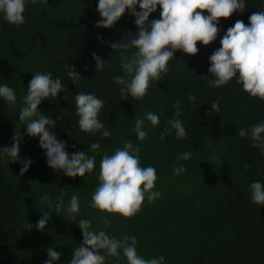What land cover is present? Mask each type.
Here are the masks:
<instances>
[{"label":"trees","instance_id":"trees-1","mask_svg":"<svg viewBox=\"0 0 264 264\" xmlns=\"http://www.w3.org/2000/svg\"><path fill=\"white\" fill-rule=\"evenodd\" d=\"M96 3L47 0L46 5H26L25 22L19 27L0 19V84L11 87L17 98L15 106L0 100V147H10L19 131L18 157L32 161L22 175V163L0 162V264H43L49 247L60 253L54 264H68L73 248L82 241L77 222L69 221L63 210L55 213L52 209L53 213L40 203L44 193L54 200L61 191L65 203L78 192L77 219H89L94 229H103L117 239L135 236L137 254L145 259L162 255L164 264H264V205L252 204L248 190L253 181L264 183V157L247 137L236 135L240 128L264 120V103L243 93L234 81L220 88L206 83L211 78L208 57L220 47L226 29L236 20L247 25L251 14L264 10V0H245L243 13L218 18L216 39L208 45L197 41L195 54L176 50L167 74L151 84L142 101L121 100L113 81L115 75L122 74L119 54L108 47L135 35L134 17L126 10L111 27H95L100 19ZM159 13L157 5L149 22L159 19ZM92 53L107 59L102 72L94 71ZM66 64L81 76L76 84L65 75ZM41 71L59 77L65 86L56 97L38 105L42 114L56 121L50 131L65 142V151H87L91 143L98 142L103 152L111 154L122 139L139 143L141 166L151 165L156 170L153 190L161 193L159 199L152 203L145 200L130 219L105 214L109 221L105 227L100 214L88 207L98 183L102 152H87L95 155L96 167L86 178H68L47 166L38 137L25 136L18 120L26 86L32 75ZM78 91L93 93L104 101L98 119L109 131L108 137L78 130L73 100ZM189 95L196 97L195 101H189ZM213 101L220 105L218 112H210ZM177 102L186 137L178 140L173 131L161 140L160 133L173 118L172 105ZM147 111L158 114L160 123L152 128L146 121L148 138L137 142L132 133L134 120ZM185 151L192 152L191 159L178 161L177 154ZM181 164L186 171L174 176L172 168ZM44 212L50 218L38 231L34 225ZM25 223L33 227L23 229ZM106 264L125 261L109 257Z\"/></svg>","mask_w":264,"mask_h":264},{"label":"clouds","instance_id":"clouds-1","mask_svg":"<svg viewBox=\"0 0 264 264\" xmlns=\"http://www.w3.org/2000/svg\"><path fill=\"white\" fill-rule=\"evenodd\" d=\"M28 4L46 5L47 0H0V19L13 26H21L25 22L24 12ZM157 5L160 8L159 19L149 22L148 17L156 11ZM137 6L139 11L136 10ZM245 8V0H97L96 11L100 19L95 27H111L127 10L134 17L133 22L138 29L132 37L108 45L111 52L119 54V69L122 74L115 75L113 81L118 86L121 100L130 97L132 100L142 101L148 95L151 84L167 74L169 61L176 50L189 55L195 54L197 41L201 45H208L216 39L219 32L218 18H228L234 12L243 13ZM197 9L200 11H196ZM204 11L207 15L202 14ZM219 44L220 47L208 57L207 71L211 77L206 80L208 86L220 88L234 81L243 93L264 103V10L251 14L247 25L236 20L226 29ZM92 58L95 61L94 71L102 72L107 59L102 60L95 53H92ZM65 75L73 84L81 79L69 64H66ZM26 87L27 92L22 96L18 120L23 124L25 136L38 137V146L43 150L48 167L68 178H86L85 174H92L96 167L95 155H88L87 152H102L97 173L98 183L91 193L88 207L100 214V220L105 227L109 223L105 214L130 219L139 213L145 200L152 203L160 198L161 193L153 190L157 179L155 168L140 164L139 143L122 139L121 146L109 154L102 151L98 142H93L87 151L69 154L65 151V142L58 140L50 131L55 127L56 121L38 110L42 100L56 97L63 91L65 86L61 79L53 78L50 72L41 71L32 75ZM195 99L192 95L188 96L189 101ZM0 100L9 106L16 105V94L7 84H0ZM73 100L78 117V130L86 135L98 133L101 138L108 137L109 131L98 119L104 101L93 93L81 91L73 96ZM172 107L173 118L167 121L168 127L161 131V140L173 131L178 140L186 137L184 122L178 118L180 105L177 102ZM219 110V103L213 101L210 112ZM146 121L154 128L160 123V117L147 111L142 118L137 117L134 120L132 133L135 134L137 142L148 138L145 131ZM236 135L247 137L251 146L258 148L260 155L264 157V120L249 128H240ZM20 142L18 131L12 137L10 147H0V162L22 163L19 170L22 175L32 161H21L18 157ZM191 157L192 152L185 151L178 153L176 159L188 161ZM243 167L247 170L248 166L245 164ZM185 171L182 164L172 168L174 176ZM248 190L252 204L264 205V183L253 181L248 185ZM40 203L46 205L50 212H53L52 209L55 213L63 210L69 221L77 222L82 241L73 248L68 264H106L109 257L117 261L123 259L125 264H164L165 258L162 255L148 259L138 255L135 236L123 235L117 239L106 234L103 229H94L91 220L77 219L80 209L78 192H73L67 203L63 199V191L54 200L48 193H44L40 196ZM49 218L47 212H44L34 227L38 231L43 230ZM32 227V224L25 223L23 229ZM46 255L47 259L43 264H54L60 257V253L52 247L46 250Z\"/></svg>","mask_w":264,"mask_h":264}]
</instances>
